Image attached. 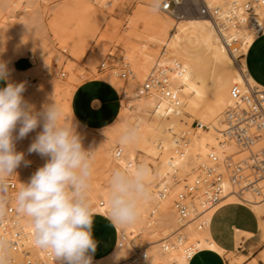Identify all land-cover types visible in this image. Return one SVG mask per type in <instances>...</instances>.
Returning <instances> with one entry per match:
<instances>
[{
    "label": "bare ground",
    "instance_id": "bare-ground-1",
    "mask_svg": "<svg viewBox=\"0 0 264 264\" xmlns=\"http://www.w3.org/2000/svg\"><path fill=\"white\" fill-rule=\"evenodd\" d=\"M41 1L49 4L53 0L1 1L4 2L5 12L1 11L4 9L0 10V45L9 34L6 17L11 13L6 8H10L11 5L15 9L24 5L27 9V14L20 17L15 28H10L15 32L14 29L34 28L37 24L42 25ZM100 1L64 0L56 5L57 14L61 19L63 18L62 20L94 14L95 22H97L106 18L97 13L96 8ZM185 1L191 2L190 0ZM194 1L200 5L204 4L211 11L218 10V14L202 15L200 13L187 19L182 14L172 17V13L165 11L163 6L161 7L162 12L167 16L139 6L124 17L123 30L113 33L116 45L121 46L122 64L128 65L130 70L128 79L138 84L148 79L154 82L148 94L135 99V103L154 105L164 111L171 120V134L166 144L153 152L154 155L160 152L165 153L166 156L161 161L152 163L153 159V161L139 162L136 157L137 153L127 147L124 155L119 159L114 153L113 166L104 178L102 177V182L99 180L93 184L90 182L88 200L92 211L110 216L107 192L112 170L117 167L128 168L144 165L150 171V199L140 203V214L134 223L116 224L119 240L116 251L111 256V262L108 264H187L189 258L202 248L215 249L223 253L211 240L208 230L211 217L220 205L229 201L244 203L249 205L258 216L264 215V200L260 201L264 198V181L259 185V195L256 196L250 192L239 195L236 185L230 181L225 169L227 156L235 161H240L243 155L247 156L243 154L236 157V150L239 148L225 135L227 129L225 110L234 104L230 98V88L233 83L240 82L243 87L248 84L264 89L251 78L245 64L240 65V69L232 72L222 84L224 94L216 98L206 111L199 114L198 122L203 127L196 128L190 144L175 148L177 140H180L179 137L186 127V123L180 117V111L185 110L196 114L198 100L205 92L204 78L199 69L209 61L215 64H234L240 56L242 57L257 35L264 31V6L256 0ZM247 3H250L252 11L245 8ZM185 12H188L187 7H185ZM5 13H9L8 16ZM255 13L261 23V33L249 26V21ZM59 22H61L60 19ZM57 25L56 22L55 26ZM59 25L58 28L61 31V25L60 27ZM184 38L199 50H183L181 46ZM97 44L101 50H104L108 43L99 39ZM161 70H165L168 76V90L172 93L170 96H167L155 84V81L162 78ZM114 74L118 77L117 71ZM128 79L122 80L128 81ZM10 83H13V80ZM258 147V145L255 146V149L257 150ZM119 148L120 146L115 149V152ZM149 161L154 165L155 170H152ZM201 165L212 167L214 173L223 175L221 199L215 204H210L204 190L197 191L191 200L192 209L189 219L183 228L178 230L176 201L181 194L186 192L187 186L193 185L198 176L204 175L205 172L200 169ZM15 182L13 187L7 188L4 200L7 201L10 196H15L21 187L20 183H25L20 177ZM1 220L11 223V216L4 212L0 216ZM262 223L264 240V220ZM22 225L27 233L26 242L33 243L34 231L25 217L22 219ZM8 234L0 225V238L6 240ZM179 235H182L181 239ZM139 240L148 241L147 247L141 252L136 249L139 246ZM248 242L251 243V241ZM40 257L42 264H59L52 256L47 258L41 253ZM92 264L107 263L92 261Z\"/></svg>",
    "mask_w": 264,
    "mask_h": 264
},
{
    "label": "rangeland",
    "instance_id": "rangeland-1",
    "mask_svg": "<svg viewBox=\"0 0 264 264\" xmlns=\"http://www.w3.org/2000/svg\"><path fill=\"white\" fill-rule=\"evenodd\" d=\"M1 1L2 0H0V10L5 8L3 4L6 0H3L4 2ZM63 1L64 0H53L49 4H44V2L41 1L42 25L39 26L37 24V27L35 26L36 28L23 27L19 30L14 29L15 32L11 29L15 28L16 23L22 15L27 14V9L24 5H20L21 8L14 9L11 5L9 6L11 9L6 8L9 9L10 11L8 12L11 13H8L9 16L5 13L8 16L6 17L5 15L8 27L7 33L9 34L4 39L3 44L0 45V61L7 64L9 70V83L13 80L15 84L23 83L25 85L24 79L26 76L35 78V83L32 87H27L25 85V90L22 94L24 99L29 104L33 105L36 111H40L43 104L52 103L53 99H55V101L62 106L64 114L68 117V123L71 125L72 113L70 104L68 105V103L73 90L85 77H97L99 76L98 72H104L101 77L118 85V89L123 96V107L127 108V113L123 118V132L129 129H135L137 131V138L132 144L137 152L136 157L138 161H153V159L154 161L152 163L161 161L166 156L164 152H160L157 155L151 152L157 143L164 138V126L166 123L161 120L155 122L156 120L151 113L152 110L128 106L131 99L135 100L137 98L134 92L139 84L131 82L132 80L130 79L124 81L114 74V72L117 71L116 68L122 65L123 56L121 55V46L116 45L113 33L117 32V30L118 32L123 30L124 17L131 14L135 8L141 6L152 10V0H101L97 4L96 10L99 15H104L106 18L97 22H95L94 14L75 16L70 19H64L65 21L62 20L63 18L61 19L57 14L56 5ZM165 1L166 0H162V5ZM190 1L191 2H186L182 7L174 8L172 11H169L172 13V17L177 14H182L184 18L188 19L195 15H199L201 13V5L194 0ZM185 7L188 8V12H185ZM1 11L5 12V9ZM157 12L167 16L162 12V8ZM59 19L61 22H59ZM56 22L58 25H61V27L59 25L61 31L58 25L55 26ZM184 22L187 23L186 21ZM57 31L58 33H56ZM104 37H106L107 40L104 39ZM99 39H103L108 43L104 50H101L98 46L99 44H97ZM181 48L188 51L199 50L193 43H190L185 38L183 39ZM111 54H114V56ZM26 55H30L34 58L33 67L23 72L15 70L13 61L20 56ZM94 62L96 64L95 67L93 65ZM102 62H106L108 67L104 71H99ZM237 64L239 66L245 64L243 56L235 61L234 64H215L209 61L207 64H203L199 69L200 74L204 78L205 92L198 100L196 114H191L185 110L180 111V117L186 123V127L183 134L179 137L180 140H177L175 148L190 144L196 131L199 114L206 111L216 98L224 94L225 90L222 88V84L231 76L232 72L236 69H240ZM21 66L23 65L21 64ZM73 123L76 125L77 133L82 137L85 149L95 150L92 159V176L90 182L92 184L94 182L97 183L98 180L102 182L101 179L102 177L104 178V172L110 166V161L113 157L107 138V134L110 133L109 127L99 130H88L79 128V124L75 119ZM18 128L19 125L17 126V130L13 133L14 136L17 135ZM40 131H42V125L30 132L25 138L15 141L16 151L23 152L25 154V161L29 162L26 165L25 162L22 161L21 165L16 169L17 176H10L13 177L15 181L20 177L27 183L31 175L39 167L43 166L47 160V157H42L38 153L28 152L30 144L35 140ZM237 150L239 151V149ZM237 150L236 157L247 154L244 151L243 153L239 151V153ZM243 156L241 157L242 159L245 158V156L244 158ZM149 163L152 170H155L154 165L150 161ZM263 200L264 198L260 199V201ZM261 217L264 218V215L262 214ZM147 243L148 241L139 240V246L141 247L137 246V251H143L145 247H147ZM228 257L230 264H240L245 259V256L233 258L229 255Z\"/></svg>",
    "mask_w": 264,
    "mask_h": 264
},
{
    "label": "clouds",
    "instance_id": "clouds-1",
    "mask_svg": "<svg viewBox=\"0 0 264 264\" xmlns=\"http://www.w3.org/2000/svg\"><path fill=\"white\" fill-rule=\"evenodd\" d=\"M162 0H152V10L159 11ZM9 70L0 62V80L7 81ZM23 83H7L0 88V216L4 214L7 178L25 162V154L16 151L15 141L25 138L42 125L29 153L47 157L27 183L15 195L17 211L30 223L34 231L33 243L49 252L59 264H92L97 241L93 236V212L88 200L92 159L95 150L85 149L76 125H69L68 117L55 99L43 104L40 111L22 95ZM94 100L92 105L98 106ZM16 136L13 133L17 130ZM115 126V125H113ZM111 126V127H113ZM137 138V131L129 129L119 137L117 159ZM150 171L144 165L112 170L107 192L110 219L113 223L129 225L140 214V203L150 199ZM9 244L0 238V264H6Z\"/></svg>",
    "mask_w": 264,
    "mask_h": 264
},
{
    "label": "crops",
    "instance_id": "crops-1",
    "mask_svg": "<svg viewBox=\"0 0 264 264\" xmlns=\"http://www.w3.org/2000/svg\"><path fill=\"white\" fill-rule=\"evenodd\" d=\"M33 60L30 55L20 56L13 61V66L19 72L27 71L33 67ZM243 60L251 78L264 88V31L253 40L243 55ZM103 74L104 72H98L97 77H85L73 90L69 104L79 128L99 130L109 127L110 133L107 134V138L113 157L110 166L104 172L105 176L113 166L115 149L120 146L118 141L123 133V118L127 108L123 107V96L118 85L105 80L101 77ZM131 82L138 84L133 80ZM7 83H9L8 79L0 80V88L6 87ZM94 100L99 101L98 106L92 105ZM128 104V106L152 110L155 122L161 120L166 123L164 138L157 143L151 153L158 151L169 140L170 117L154 105L136 104L133 99ZM128 148L136 152L132 143ZM5 196L6 194L3 193L4 199ZM92 212V231L97 241L96 250L92 253V261H104L108 264L118 245L117 225L111 221L109 215ZM263 220L264 218L258 216L247 204L229 201L220 205L211 217L208 230L211 240L223 253L215 249L202 248L189 258L187 264H230L229 255L233 258L245 256L240 264H264Z\"/></svg>",
    "mask_w": 264,
    "mask_h": 264
},
{
    "label": "built area",
    "instance_id": "built-area-1",
    "mask_svg": "<svg viewBox=\"0 0 264 264\" xmlns=\"http://www.w3.org/2000/svg\"><path fill=\"white\" fill-rule=\"evenodd\" d=\"M256 1L264 6V0ZM186 2L185 0H166L162 6L165 11H172V9ZM245 8L252 11L250 3H247ZM200 12L202 15L218 14V10L211 11L204 4H201ZM249 26L259 33L262 32L261 23L256 13L249 21ZM234 45H237V43H234ZM111 55L114 56V54ZM107 67V63L102 62L99 71H104ZM116 70L120 78L124 80L129 78L128 65L122 64ZM161 74L162 78L155 81V84L162 92L170 96L172 93L168 90V76L165 70H161ZM24 83L27 87H32L35 78L26 76ZM153 84L154 82L148 79L137 85L134 92L135 97L147 95ZM230 98L234 104L225 110L227 124L225 135L236 143L240 152H246L247 156L240 161H235L227 156L225 169L230 181L236 185L239 195L250 192L257 196L260 194L259 185L264 181V89L248 84L243 87L240 82H235L230 88ZM198 127L203 126L197 121L196 128ZM257 145L259 147L256 150L255 146ZM200 169L205 172L204 175L198 176L193 185L187 186L186 192L181 194L176 201V211L179 219L178 230L182 229L189 219L192 209L191 200L197 191L204 190L210 204H215L221 199L223 175L214 173L212 167L201 165ZM7 185L8 187L15 185L13 177L7 178ZM4 212L11 216V223L0 221L4 232L9 233L6 238L9 244L6 264H42L41 253L47 258L51 257L48 251L36 247L34 243L26 242L27 233L22 225L24 216L17 211L15 196L12 195L7 201L5 200ZM179 238L181 239L182 235H179Z\"/></svg>",
    "mask_w": 264,
    "mask_h": 264
}]
</instances>
